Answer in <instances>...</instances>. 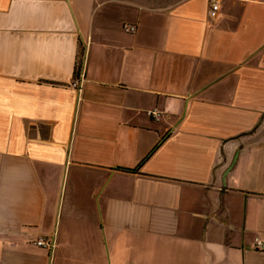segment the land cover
I'll return each mask as SVG.
<instances>
[{"label":"crops","instance_id":"1","mask_svg":"<svg viewBox=\"0 0 264 264\" xmlns=\"http://www.w3.org/2000/svg\"><path fill=\"white\" fill-rule=\"evenodd\" d=\"M219 1L0 0V264H264V0Z\"/></svg>","mask_w":264,"mask_h":264},{"label":"built area","instance_id":"2","mask_svg":"<svg viewBox=\"0 0 264 264\" xmlns=\"http://www.w3.org/2000/svg\"><path fill=\"white\" fill-rule=\"evenodd\" d=\"M219 5L220 1L219 0H209V10H208V15L210 18H215L218 14L219 10ZM135 30V27L129 26L125 28V31L127 32H133ZM84 82V75L82 72H79L77 75V78L74 80V82L71 83L72 88H77L80 89L81 84ZM35 245L37 247H42V248H51L53 247V242L40 238L37 241H35ZM254 247L257 250L264 251V242L261 241L260 239H254Z\"/></svg>","mask_w":264,"mask_h":264},{"label":"rangeland","instance_id":"3","mask_svg":"<svg viewBox=\"0 0 264 264\" xmlns=\"http://www.w3.org/2000/svg\"><path fill=\"white\" fill-rule=\"evenodd\" d=\"M124 6H135L140 8L167 10L170 6L182 0H107Z\"/></svg>","mask_w":264,"mask_h":264},{"label":"trees","instance_id":"4","mask_svg":"<svg viewBox=\"0 0 264 264\" xmlns=\"http://www.w3.org/2000/svg\"><path fill=\"white\" fill-rule=\"evenodd\" d=\"M128 171H131V170H128Z\"/></svg>","mask_w":264,"mask_h":264}]
</instances>
